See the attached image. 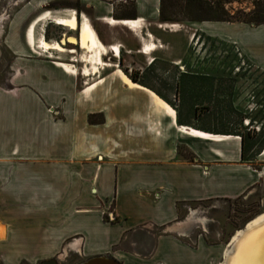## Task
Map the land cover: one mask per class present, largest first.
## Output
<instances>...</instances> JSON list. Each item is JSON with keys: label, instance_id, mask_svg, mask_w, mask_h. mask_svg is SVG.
Returning <instances> with one entry per match:
<instances>
[{"label": "crops", "instance_id": "crops-1", "mask_svg": "<svg viewBox=\"0 0 264 264\" xmlns=\"http://www.w3.org/2000/svg\"><path fill=\"white\" fill-rule=\"evenodd\" d=\"M135 3L144 37L134 34L139 47L135 54L147 58L140 52L155 41L152 60L165 49L146 26L161 23L160 0ZM41 9L34 3L22 6L4 24L3 33L0 16L2 263L43 264L66 247L63 259L76 252L85 262L104 257L120 264H219L224 246L239 230L223 246L188 241L170 228L186 206L203 201L256 195L259 214L264 213V171L254 168L241 136L210 132L232 138L213 141L179 131L191 126L179 125L177 112L174 120L166 101L121 71L120 44L108 47L121 50L119 65L109 67L117 68L118 79H101V71L86 77L80 61L85 53L77 46L63 45L75 48L79 59L40 47L43 40L62 43L73 36L42 33L54 23L44 21ZM106 14L102 21L110 27L128 29L106 19L133 21L117 15L114 7ZM161 25L170 34L182 30ZM197 30L234 46L264 73V24L203 22ZM117 89L132 96L122 97ZM182 136L191 158L179 153Z\"/></svg>", "mask_w": 264, "mask_h": 264}, {"label": "rangeland", "instance_id": "rangeland-1", "mask_svg": "<svg viewBox=\"0 0 264 264\" xmlns=\"http://www.w3.org/2000/svg\"><path fill=\"white\" fill-rule=\"evenodd\" d=\"M119 1L123 2L117 3ZM29 3L42 7L41 15L45 12L56 14L72 10L80 16L85 15L106 47L116 44L122 46L120 69L124 75L166 100L177 112L180 124H187L208 133L238 134L245 141L254 168L260 172L264 171V73L245 61L234 46L198 32L197 23L187 21L180 5L167 10L168 15L177 22L165 23L181 26L179 34L160 30L158 25L162 23H146L150 34L165 47L150 60L135 54L139 47L134 33L124 27H110L102 21L110 7H114L115 13L121 17L137 20L134 15L135 0H0V16L6 14L2 27L12 14ZM232 8L237 10L239 5L234 4ZM3 31L4 29L2 33ZM42 33L53 38L71 35L77 37L76 33L54 24H47L45 29L42 28ZM75 56L80 58L78 54ZM105 61L119 65L111 53ZM116 70L117 68L112 67L102 72L101 79H118ZM122 72L118 69V74L126 81ZM103 90L101 88V92ZM117 90H120L122 97L132 96L126 89ZM158 102L163 104L162 101ZM163 108L167 110L164 106ZM102 119L101 117V122ZM178 135L180 137L181 134ZM182 137L181 143L184 147H180L179 153L191 158L184 151V140L187 138ZM260 210L259 197L250 194L235 200L218 199L189 205L177 221L184 222L191 218L180 236L186 235L188 241L202 239L209 245L224 246L232 234L243 229L251 219L259 215ZM201 219L204 220L203 224L200 223ZM106 220L109 221V217H106ZM143 229L152 235L158 234L155 228ZM65 250L66 247L57 259L52 261L56 264L85 263L76 252H70L68 257L63 259ZM223 257L224 255L222 259ZM0 264H3L1 259Z\"/></svg>", "mask_w": 264, "mask_h": 264}, {"label": "bare ground", "instance_id": "bare-ground-1", "mask_svg": "<svg viewBox=\"0 0 264 264\" xmlns=\"http://www.w3.org/2000/svg\"><path fill=\"white\" fill-rule=\"evenodd\" d=\"M4 18L1 19V23L5 21L6 14L2 15ZM42 19V18H41ZM44 21H52L55 26L67 29L71 33H76L80 36V41L71 37L68 40L62 41V43H48L43 40L40 44V47L44 50H54L61 54H69L75 56L77 50L72 48L66 50L63 45L68 43L71 45L77 46L82 52L85 53L80 61L85 65L84 74L86 77H89L93 74H97L101 71H106L111 64L105 61V58L111 53L113 58L119 59L121 50L119 47L108 48L100 40L97 32L93 28L89 19L82 15L80 16L75 11H62L58 13L48 12L44 15ZM111 26L123 25L128 27V29L133 32L136 37L144 41L143 34L141 32L143 28L142 20H133V21H123L118 22L113 19L105 20ZM1 24V25H2ZM3 27L1 26V30ZM161 29H179V25H161ZM152 40L154 38L150 36ZM156 42L145 43V48L142 52V55L147 58H152V54L156 51ZM38 47V46H37ZM69 69L70 67L65 66ZM73 70V69H72ZM75 72V70H74ZM102 75V74H101ZM154 96H157L153 93ZM166 108L169 110L171 117L175 120L177 115L175 110L172 109L170 105L165 103ZM179 131L186 133L187 135L199 137L201 139L220 141L224 139H232L231 137H221L214 136L204 131L192 128V127H179ZM264 157V153L262 154ZM195 213H193V216ZM191 218L184 222H179L170 228L171 231L176 232L179 235L183 234V231L186 225L189 224ZM200 223H204V220L201 219ZM67 254V252H65ZM220 264H264V213H261L251 219L242 230H239L233 237L232 242L228 247L226 246L224 250V258Z\"/></svg>", "mask_w": 264, "mask_h": 264}, {"label": "trees", "instance_id": "trees-1", "mask_svg": "<svg viewBox=\"0 0 264 264\" xmlns=\"http://www.w3.org/2000/svg\"><path fill=\"white\" fill-rule=\"evenodd\" d=\"M248 1L249 0H160V21L162 24L177 22L168 15L167 10L175 9L176 6L180 5L187 21L190 22L244 23L254 26L263 25L264 0H252L250 3ZM234 4L239 5L237 10L232 8ZM132 81L137 83L134 79H132ZM178 124L180 125L179 119ZM243 142L245 143L244 139Z\"/></svg>", "mask_w": 264, "mask_h": 264}, {"label": "water", "instance_id": "water-1", "mask_svg": "<svg viewBox=\"0 0 264 264\" xmlns=\"http://www.w3.org/2000/svg\"><path fill=\"white\" fill-rule=\"evenodd\" d=\"M43 264H56V262L54 261H49V262H45ZM82 264H120L117 261L113 260V259H109V258H104V257H97V258H93L88 260L85 263Z\"/></svg>", "mask_w": 264, "mask_h": 264}]
</instances>
